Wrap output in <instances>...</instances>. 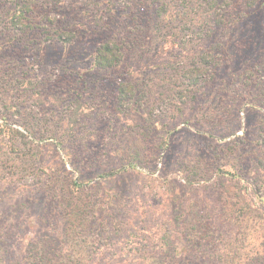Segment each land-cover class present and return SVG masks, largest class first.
Instances as JSON below:
<instances>
[{
	"label": "rangeland",
	"instance_id": "rangeland-1",
	"mask_svg": "<svg viewBox=\"0 0 264 264\" xmlns=\"http://www.w3.org/2000/svg\"><path fill=\"white\" fill-rule=\"evenodd\" d=\"M16 1L0 0V264H206L235 203L228 264H264V0H48L73 20L61 35L43 10L14 35ZM108 39L127 42L119 68L93 64ZM193 63L187 89L170 68Z\"/></svg>",
	"mask_w": 264,
	"mask_h": 264
},
{
	"label": "trees",
	"instance_id": "trees-1",
	"mask_svg": "<svg viewBox=\"0 0 264 264\" xmlns=\"http://www.w3.org/2000/svg\"><path fill=\"white\" fill-rule=\"evenodd\" d=\"M46 1L48 0H17L15 3V6L10 9V7L5 4V2L2 3L3 8L6 9V19L8 20V23L10 24L11 27H14L16 32H14V35L21 32L23 33L26 26L28 24L25 23L27 20V14L31 12L36 16V10L40 11L46 8ZM213 1V0H212ZM153 2H159V0H153ZM227 4H229L228 1H225ZM49 3V2H48ZM142 4V9L145 11L146 9L151 10V4H146V8L144 9L143 6V1L141 2ZM209 4L212 6V3L209 2ZM166 4L162 3V6H165ZM221 8H224L220 10L219 12H215L219 14L218 18H216L217 22L223 23L222 21L225 20L226 16H231L232 14L229 12L228 14H225V11L227 12L228 9L221 4ZM247 6V4H246ZM161 7V6H160ZM213 7V6H212ZM156 10V8H155ZM224 10V11H223ZM43 14H50L47 16V21L44 24L45 28L43 27L42 31L43 33L45 31H55L54 33L56 34H62L63 32L65 33L68 30L71 25L73 24V20H69V23H60L61 20H59L57 17H55L56 13H54L51 9H45L43 11ZM40 13V12H39ZM29 19V18H28ZM34 22V21H33ZM29 26V25H28ZM10 28V27H9ZM53 28V29H52ZM12 38V37H11ZM165 41H173V36L170 37H165ZM126 44L121 45L118 44V42L108 39L105 41H102L97 48L95 49V52L93 54V64L99 68H119L124 62V54L126 50ZM164 43V41H163ZM128 47V45H127ZM201 61L200 64L202 63H207L208 61L206 59H209L206 57L205 53L200 55ZM200 64L193 63L190 67L186 68L185 70H181L179 68L173 69L171 66L170 71L171 73H180L179 75H175V77H182L183 79H186V85L188 86L187 89H191L192 87H197L200 86L202 79V70L204 69L203 66H200ZM202 79V80H201ZM181 84V83H180ZM122 84H120V87ZM125 89V88H122ZM122 91V90H121ZM167 143V137L163 138L160 142V146H164ZM135 156H133V159ZM138 160H132L129 161L126 167L132 168V169H137V167L142 166L140 162H136ZM125 167V166H124ZM115 170H110L107 173L101 174V177H109L114 175ZM224 175H229V176H235L234 173L228 171V170H221L220 171ZM85 185V182H78V180H73L71 183V190L76 194L79 195V193L82 191L83 186ZM222 215H224V219L222 216V220L224 222H227L228 224L226 225L229 227V232L225 231L223 235H226L225 238H220V241L218 240L217 243H215L214 248L209 250V254L206 257V264H228V256H230V251L235 253H240L241 251L238 250L239 244H238V238L234 235H232L236 230L239 231H244L243 230V215H244V207L240 204H233V205H222ZM77 216H75L76 218ZM221 220V221H222ZM220 221V222H221ZM216 223V222H215ZM216 225L219 228V224L216 223ZM222 233V232H221ZM240 238V237H239ZM259 258L251 259L250 258V263L248 264H259ZM262 261L260 262V264ZM74 264H81L80 262H75Z\"/></svg>",
	"mask_w": 264,
	"mask_h": 264
}]
</instances>
